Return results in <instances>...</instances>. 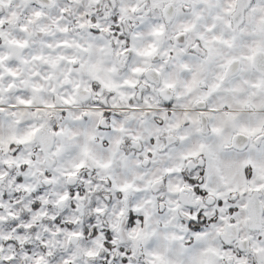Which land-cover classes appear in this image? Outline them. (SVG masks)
Segmentation results:
<instances>
[{
	"label": "snow or ice",
	"instance_id": "1",
	"mask_svg": "<svg viewBox=\"0 0 264 264\" xmlns=\"http://www.w3.org/2000/svg\"><path fill=\"white\" fill-rule=\"evenodd\" d=\"M0 264H264V0H0Z\"/></svg>",
	"mask_w": 264,
	"mask_h": 264
}]
</instances>
